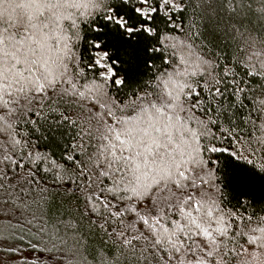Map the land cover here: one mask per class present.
Masks as SVG:
<instances>
[{
	"label": "snow or ice",
	"instance_id": "6c2138e0",
	"mask_svg": "<svg viewBox=\"0 0 264 264\" xmlns=\"http://www.w3.org/2000/svg\"><path fill=\"white\" fill-rule=\"evenodd\" d=\"M81 25L91 81L75 51ZM256 181L264 0H0V210L18 217L16 243L0 247L9 260L264 264V209L233 190Z\"/></svg>",
	"mask_w": 264,
	"mask_h": 264
},
{
	"label": "trees",
	"instance_id": "16d2710c",
	"mask_svg": "<svg viewBox=\"0 0 264 264\" xmlns=\"http://www.w3.org/2000/svg\"><path fill=\"white\" fill-rule=\"evenodd\" d=\"M70 23V22H69ZM86 28L87 25H81V31H80V39L79 42L77 43V47L75 48L76 53L78 54V56L82 57V64L85 68V76L86 79L91 81L95 75V71L96 70H88L87 65H88V61L89 59H91L94 55V53L92 52V50H87L86 49V44L84 43V36L88 35L89 38L91 37V33H87L86 32ZM158 28L160 29L161 32L165 31V26L163 24H159ZM169 31H171V29H169ZM173 35H175V33H173ZM73 40H76V37L73 36ZM171 53V50H170ZM224 53H222L223 55ZM175 58L178 59L179 57V52H175L174 53ZM122 58H125L122 56ZM161 62L157 61V64L159 65ZM123 67H126V65H123ZM97 79H99V77H96ZM144 79H147V76L144 77ZM113 92H115V89L112 90ZM71 110V109H69ZM47 118V119H45ZM53 117L46 111L44 113V115L41 117L40 119V125L43 129H48L49 128V122L51 121ZM222 126L227 127V124H222ZM35 126L30 124V123H21L20 127H19V131L22 134H28L29 132H32V129ZM247 134V128H241L239 129V135H241L242 137L245 136ZM33 136L39 135L38 133H32ZM69 139V137L65 136L64 139L61 141L63 142H67V140ZM57 154H59V150H57ZM229 174H233V175H239L242 173H245V169L242 166H234L232 165L231 161L227 162L226 165ZM234 191H244L246 193V195L251 198L254 199V203L256 205V207L258 209H264V186L261 185L260 182L256 181L253 182L251 185L245 186V187H234L233 189ZM233 203H235L233 201ZM249 211H251V209H249ZM11 218V219H9ZM18 219L17 216H15L13 214V212L11 211V209H6V210H0V247H3L7 244H13L16 243L15 240L11 239L12 236L16 235L18 232V229L15 226V222ZM9 253L7 251H0V256H2L3 258L9 259ZM10 264H22L21 260H11Z\"/></svg>",
	"mask_w": 264,
	"mask_h": 264
},
{
	"label": "rangeland",
	"instance_id": "374dc122",
	"mask_svg": "<svg viewBox=\"0 0 264 264\" xmlns=\"http://www.w3.org/2000/svg\"><path fill=\"white\" fill-rule=\"evenodd\" d=\"M11 260L3 258L2 256H0V264H10ZM15 262V260H14Z\"/></svg>",
	"mask_w": 264,
	"mask_h": 264
}]
</instances>
